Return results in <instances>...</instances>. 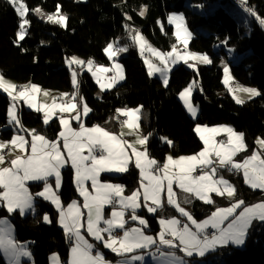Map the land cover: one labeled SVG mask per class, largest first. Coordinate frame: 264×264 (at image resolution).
<instances>
[{
  "label": "snow or ice",
  "instance_id": "obj_1",
  "mask_svg": "<svg viewBox=\"0 0 264 264\" xmlns=\"http://www.w3.org/2000/svg\"><path fill=\"white\" fill-rule=\"evenodd\" d=\"M6 2L14 8L20 18L16 39L13 41L14 44H19L28 33L30 21L27 16L30 10L24 0ZM240 4L244 11L264 28V17L257 13L255 6L250 5L248 0H240ZM31 11L50 23L66 27L68 17L61 12L60 5H57L55 13H44L39 7ZM146 12L147 6L141 5L139 15L144 16ZM126 19L130 20L131 17L126 15ZM168 22L176 25V40L183 43L187 49L192 34L184 25L183 16L171 14ZM125 28L142 56L147 50L160 61L162 67L147 59L145 64L149 75L159 73L165 86L169 83L168 74L171 66L181 61L193 69L196 65L188 63L189 60H198L204 64L212 63L207 55L189 51L182 53L175 44L172 45L171 51H160L148 43L139 29L130 28L128 25H125ZM161 30L163 31V26ZM127 50V46H116V42L113 41L108 43L103 51L112 59ZM66 62L71 71V82L75 91L70 94V99L65 104L55 103L57 98H53L54 102L51 105L39 104L36 102L35 94L41 91L40 86L29 83L18 89L16 84L8 81L0 72V90L6 93L11 101L7 109L8 123L19 128L21 132L26 131L31 137L29 141L25 135L14 134L10 141H0V150L8 147L9 152L15 148L21 153H26L17 155L7 162L5 155L0 152V207L6 208L9 214L18 211L22 217L29 211L35 213L36 198H42L56 207L59 214L57 223L63 229L70 248L66 261L54 253L49 258L50 264H134L145 259L144 255L135 254L138 250H147L153 246L155 251L149 255L153 259H160L161 264H191V260L186 258H204L218 249L243 246L254 222H264V199L253 204H247L242 198L236 199L237 187L225 179L220 170L233 174L241 173L245 185L264 193V138L257 137L255 141L257 147L251 149V154L237 160L236 157L241 153L249 151L244 133L237 132L231 126L209 128L197 124L194 131L203 141V149L189 156L174 158L168 155L161 164L151 158L148 152L147 144L151 133L143 136L137 134L135 144L143 148L138 150L134 144L123 139L125 135L123 132L116 134L100 125L86 127L83 123L82 116H87L91 109L84 103L83 96H79L82 112L78 110V103L75 101L79 94L80 80L79 73L72 69V66L80 67L81 71L87 67L100 84L102 91L112 88L125 78L122 66L114 63L112 68H105L96 66L92 58L85 62L75 56ZM113 70L115 75L109 77L107 83H101L98 73ZM224 74L223 83L229 92L243 91L249 98L261 95L255 88L237 86L234 89L229 86L232 77L227 65L224 66ZM195 86L194 83L189 84L179 93L185 108L194 119L197 116V106L193 105L190 98ZM44 94L47 95V92ZM64 97H69V94L61 93L60 99L63 100ZM233 99L238 104L244 103L235 95ZM20 100L35 112L43 113L45 125L52 120L56 109L60 112L75 111L76 114L71 119L78 121L79 127L74 128L68 119L61 117V131L54 140L36 129L26 130L19 115ZM141 107L116 110L118 115L129 117L121 121V126H127L130 130L128 135L136 134L139 129ZM221 133L226 135V140L215 139ZM161 140L169 147L174 146V142L167 137H161ZM26 146L30 148V152ZM128 149H131V152ZM6 163L8 166H4ZM69 166L73 171L75 189L82 197V204L73 199L65 207L60 194L64 180L62 170ZM133 166L139 171V187L129 195L124 194V185L102 179V173H128ZM29 182L42 183V190L31 192ZM86 182H90V189ZM174 188L208 205L215 204L213 196L210 195L213 193L217 197H227L232 202L226 207L216 206L205 219L197 220L190 211L181 206ZM165 198L167 205L186 219L181 220L175 216L160 218V231L153 237L143 230L148 228L149 224L143 216L138 215V210L147 209L149 213H157L158 210L164 209ZM191 202L188 196H185L184 203ZM129 213L131 221L137 222L138 227H126L128 224L126 214ZM42 220L44 223H52L47 213ZM86 236L91 237L93 242ZM101 248L122 259L108 260ZM162 248L167 251H163ZM177 252L183 255H178ZM0 253L6 257L8 264H26L22 258L26 260L32 258L28 246L17 242L14 229L6 217L0 218Z\"/></svg>",
  "mask_w": 264,
  "mask_h": 264
},
{
  "label": "trees",
  "instance_id": "obj_2",
  "mask_svg": "<svg viewBox=\"0 0 264 264\" xmlns=\"http://www.w3.org/2000/svg\"><path fill=\"white\" fill-rule=\"evenodd\" d=\"M191 1L206 8L215 5V8L201 16L186 7V0H24L29 10L39 7L48 13L55 12L57 5H60L61 12L67 14L68 19L66 27H61L40 21L29 13L28 33L19 44H14L19 18L6 0H0V71L6 78L17 83L30 82L43 89L71 92L66 59L77 55L106 63L104 48L110 42L119 41V45L128 46L127 55L120 59L125 74L120 93L108 91L96 98L97 86L91 77L87 73L79 77V96H83L91 108L86 118L87 126L104 122L117 108L142 106L149 114L144 134H152L147 144L148 152L151 158L161 164L167 154L192 155L202 149L203 145L194 132L197 124L229 125L245 134L249 149L255 148L257 137L264 138V28L245 12L248 15L246 27L223 6L227 3L232 7L236 4L241 6L240 0ZM248 3L255 6L257 13L264 17V0H248ZM141 5L147 6L144 16L139 15ZM169 12L184 14L189 29L194 33L189 44L190 50L207 55L212 63L210 66L199 67L197 73L180 65L171 70L169 83L162 88L157 79L148 75L139 53L130 45L131 38L125 25L138 28L155 47L168 51V37L172 32L166 22ZM126 15L131 19H126ZM157 21L163 26V31ZM197 28H203L204 33L198 34ZM229 52L233 55L231 59L227 56ZM222 60L228 63L238 84L256 88L261 95L242 105H238L226 93L221 95L224 90L223 72L219 64ZM193 79L199 82L200 87L192 96L193 103L200 108L196 119L188 116L177 98ZM9 104L7 96L0 93V137L5 140L13 136L12 130L3 129L7 124ZM19 115L24 127L34 128L49 139H56L60 129L57 119L44 127L41 116L36 113L22 107ZM161 136L172 140L174 146L163 145L159 138ZM62 175L64 180L60 194L63 204L67 205L76 195L73 171L67 167L62 170ZM227 175L238 189L236 198L244 199L247 204L262 198L260 192L244 184L240 174ZM104 178L125 184L129 193L138 185L139 171L133 167L120 177ZM41 186L30 185V188L36 191ZM191 208L194 217L199 220L214 210L213 205L200 201H194ZM167 212L173 214L171 210ZM46 213L52 223L43 222L42 217ZM4 217L9 218L13 224L18 242H32L34 264H49L52 253L67 260L70 243L57 225V212L51 204L38 200L35 215L23 217L18 211L9 214L2 208L0 218ZM148 223L157 230L154 217L149 218ZM188 259L191 264H264V222L254 223L244 249L228 246L204 258ZM0 264H6L1 256Z\"/></svg>",
  "mask_w": 264,
  "mask_h": 264
},
{
  "label": "rangeland",
  "instance_id": "obj_3",
  "mask_svg": "<svg viewBox=\"0 0 264 264\" xmlns=\"http://www.w3.org/2000/svg\"><path fill=\"white\" fill-rule=\"evenodd\" d=\"M217 3H218V2H217ZM185 5H186V7H188V8L191 10V12L198 13V14H200L201 16H205V15L208 13V11L212 12L213 9L215 8V5H211L209 8H206V7L200 6L199 4L193 3L191 0H186ZM218 5H219V3H218ZM223 6H224V8H226V9L229 11L230 14H233L235 17H237V18L239 19V22H240V23H242L243 25H245L246 27H248V20H247V16H248V15L245 13V11L241 8L240 5L236 4L234 7H232V6H229V3H227V4H223ZM13 9H14V8H13ZM34 9H36V8H34ZM31 10H33V9H30L29 13H30L31 15H33L34 17H36L38 20L43 21V22H46V23H50V22H48L46 19H43V18H41V16H39V15L35 14L34 12H32ZM43 12H44V13H48V12H45V11H43ZM55 12H56V11H55ZM55 12H53V13H55ZM29 13H28V14H29ZM16 14H17V13H16ZM171 14L182 15L183 18H184V25L187 27L188 31L192 34V37L194 36V33H192V31L189 29V27H188V25H187V22H186V19H185V16H184L183 13H179V12H169V13L167 14V16H166V22H167V25H168L169 27L172 28V32H171V35H169V37H168L169 42H170V49H169L168 51H171V50H172V45L175 44L176 47H177L182 53H183L184 51H189V52H193V53H198V52H194V51L190 50V48H189V44H190L192 38L189 40V43H188L187 49H185L183 43H178V42H177V40H176V36H175L176 25H175V24H170V23L168 22V17H169V15H171ZM17 16H18V15H17ZM18 18H19V17H18ZM19 23H20V18H19ZM52 24H53V23H52ZM158 26H159V28L161 29L162 25H161L160 23H158ZM134 29H138V28H134ZM196 32H197L198 34H203V33H204V29H203V28H197V29H196ZM142 35H143V34H142ZM182 35H183V34H182ZM143 36H144V35H143ZM144 37H145V36H144ZM145 38H146V37H145ZM147 41H148V40H147ZM148 43H149L152 47L158 49L157 47H155V46H154L152 43H150L149 41H148ZM130 45H132V47H133V48L139 53V56H140L141 60L143 61L144 67H145V69H146L148 75H149L148 67H147V65L145 64V60H146V59L149 60V61H151L153 64L157 65L158 67H162V65L160 64V61H159L155 56H153L152 53H150V52H148L147 50H145V52L143 53V56H142V55H141V52H140V50H139V48H138V46L134 45L133 42H132V40H131ZM116 46H119V47H125V46H127V45L124 44V45L121 46V45H119V41H118V43H116ZM127 48H128V46H127ZM158 50H160V49H158ZM160 51H162V50H160ZM168 51H163V52H168ZM127 52H128V50H127L126 52L119 53V54H117L116 56H114L112 59H109L108 56L105 54L106 57H107V62H106V63H99V62H96V61L94 60V61H95V65H96V66H103V67H105V68H112V66H113L114 63H118V64H120V65L122 66V68H123V65H122V63L120 62V59H121L123 56H126V55H127ZM199 54H203V53H199ZM74 56L77 57V58H79V59H81V60H84L85 62L88 60V59H84V58H82V57H80V56H77V55H74ZM227 56H228L230 59H231V57H233V55H232L231 52H229ZM71 57H73V56H71ZM71 57H69V58H71ZM69 58H68V59H69ZM68 59H66V61H67ZM209 59H210V58H209ZM66 61H65V66H66L67 69L69 70V75H70V80H71V71H70L69 65L67 64ZM188 63L195 64V65H196L195 69L188 67L187 64H185L183 61H181L180 63H178V64H176V65H174V66H171V70H173V69L179 67L180 65H183L187 70H189V71H194L195 73H197V72H198L197 70H198L199 67L210 66V65H211V63H210V64H204V63H201V62L198 61V60H189ZM225 65H227L228 68H229L228 63H227L225 60H222V61L220 62V64H219V66H220V68L222 69V72H223V76H222V85H223L224 90H223V93H221V95H223L224 93H226V94H227L229 97H231L232 99H233V96L235 95V96L238 97L239 99L243 100L244 103H245L246 101H248V100H251V99H255V98H257L258 96H256V97H252V98H249V95H248L247 93L243 92V91H236V92H229V91H228V87L225 86V84L223 83L224 78H225V74H224V66H225ZM72 69H74L75 71H77V72L79 73L78 79H79V77L81 76V74H83V73H87V74L91 77L92 81H93L94 84L97 86V91H96V94H95V97H96V98H99L100 96H102L104 93H106V92H108V91H113V90H115V91H117V93H120V91H121L120 87L123 85V83H124V81H125V78H124L123 80H120L117 84H115L112 88H110V89H107V88H106L105 90L102 91L101 88H100V84H98V83L96 82V79L92 76V73H91L90 71H88L87 67H84L83 70L81 71L80 67H78V66H76V65H73V66H72ZM95 70H96V67L94 66V67H93V71H95ZM0 72H1V71H0ZM170 72H171V71H170ZM170 72H169V73H170ZM229 74H230L231 77H232V80L230 81L229 86H231V87L234 88V89L237 88V86H242V85L238 84V83L234 80L230 68H229ZM98 75L100 76V82H101V83H107V82H108V78L111 77V76H113V75H115V70H113L112 72H107V73H98ZM123 75H124V77H125L124 69H123ZM149 76H150V75H149ZM150 77L157 79V81L160 83V85H161L162 88L167 87V86L164 85V83H163V79H162V77L159 75V73H156V74H154V75H151ZM5 78H6V77H5ZM6 79H7L8 81H10L11 83L16 84V85H17V88L20 87V86H23V85H26V84H29V83H30V82H27V83H17V82H15V81L11 80V79H8V78H6ZM168 79H169V74H168ZM192 83H194V84L196 85V86L192 89V96H193V94H194L195 91L200 90V87H199V82H198L197 80L193 79L192 82H191L190 84H192ZM32 84H33V83H32ZM71 86H72V82H71ZM188 86H189V85H188ZM188 86H187V87H188ZM243 87H247V86H243ZM185 88H186V87H185ZM185 88H184V89H185ZM248 88H253V87H248ZM40 89H41V91L35 94L36 102L39 103V104H47V105H51V104L54 102V101H53V98H57V99L55 100V103L65 104V103H67V102L69 101V99H70V94H71L73 91H75V89L73 88V86H72V91H71V92L52 91V90H48V89H43L42 87H40ZM184 89H183V90H184ZM255 89H256V88H255ZM44 92H47V95H45ZM0 93H2V94H4L5 96H7V94H6V93H3L2 90H0ZM61 93H68V94H69V97H64L63 100H61V99H60ZM192 96H191L190 99H191V102L193 103V101H192ZM7 98L10 100V98H9L8 96H7ZM177 98H178L179 102L181 103V105L183 106V108H184V110L186 111V113L188 114V116H190L192 119H194V118L191 116V114L187 111V109L185 108L184 103H183V101L180 99L179 94H178ZM233 100L236 102L235 99H233ZM10 102H11V101H10ZM75 102L78 103V110L82 112V105H79V94H78L77 100H76ZM84 103H86V102L84 101ZM237 104H238V103H237ZM193 105H194V106H197V105H195L194 103H193ZM238 105H242V104H238ZM87 106H88V105H87ZM22 107H24V109L27 110V111H30V112L36 113L38 116L40 115V116H41V119H42V122H43V113L35 112L33 109L29 108V107L27 106V104H26L23 100H20V101L18 102V109L20 110ZM88 107H89V106H88ZM139 107H141V106H139ZM89 108H90V107H89ZM135 108H137V107H130V108H127V109H135ZM90 109H91V108H90ZM117 109H125V108H124V107H120V108H117ZM199 111H200V108H199V106H197V115H198ZM90 113H91V111L88 113L87 116H82L83 123L85 124L86 127H91V126H87V125H86V118L90 115ZM75 114H76L75 111H72V112H60L59 109H56L55 112H54V115L52 116V120H51L49 123H51V122H52L53 120H55V119H57L58 122H59V121H60V118L63 117V118H65V119H68V120L70 121L71 125H74V126H73L74 128H77V129H78V127H79V122L76 121V120L71 119L72 116H74ZM196 118H197V116H196ZM196 118H195V119H196ZM126 119H129V117H126V116H123V115H118L117 111H114V113H113L112 115H110V116H109L104 122H101V123H98V124H95V125H100V126L104 127L106 130H109V131H111V132H113V133H116V134H120L121 132H123V133L125 134V135L123 136V139L128 140L130 143L134 144V146L137 147L138 150H143L142 146H140V145H136V144H135V140H136V136H137V134H138V135H141V136L145 135V134H144V126L147 125L148 122H149V114H148V112H147L146 110H144V109L141 107L140 120H139V129L137 130L136 134H133V135H128V133H129L130 130L127 128V126H123V127L121 126V121L126 120ZM59 125H60V124H59ZM199 125H201V124H199ZM43 126H44V127H47L48 125H45V124L43 123ZM92 126H93V125H92ZM202 126H207V127H209V128H212V127H218V126H229V125L221 124V125H212V126H208V125H202ZM195 127H196V125H195ZM195 127H194V129H195ZM3 129H9V130H12V131H13V135H14V134L25 135V138H26L27 140H31V137L27 135V132H26V131H25V132H21L20 129H19V128H16L13 124H9V123H8V119H7V124L5 125V127H4ZM24 129H26V130H31V129H34V128L24 127ZM38 132H39V131H38ZM194 132H195V131H194ZM39 133H40V132H39ZM41 134H42V133H41ZM195 134H196V136H197V137L199 138V140H200L199 135H198L196 132H195ZM206 135H208V134L206 133ZM161 137H165V136H161ZM161 137H159L160 140H161ZM215 139H216V140H218V139H225V140H226L227 137H226L225 134L221 133L219 136H216ZM0 141H4V140H2V139L0 138ZM161 141H162V140H161ZM200 141H201V140H200ZM201 143H202V145H203V147H204L203 141H201ZM162 144L164 145V144H166V143H164V142L162 141ZM62 147H63V145H61V148H62ZM203 147H202V149H203ZM256 147H257V145H256ZM26 148H27V146H26ZM12 149L14 150L15 148H12ZM202 149H201V150H202ZM201 150H200V151H201ZM128 151L131 152V149H128ZM0 152H2V151L0 150ZM2 153H3V152H2ZM13 153H14V155H17L18 153L20 154L21 152H20V151H14V152H11V154H13ZM21 154H22V155H25L26 153H21ZM85 154H86V153H85ZM250 154H251V149H249V151L246 152V153H241L238 157H236V159H237V160H242V159L244 158L245 155H250ZM168 155L173 156L171 153H170V154H167V156H168ZM192 155H193V154H192ZM11 157H12V156H11ZM7 159H10V156H7ZM69 167H70V166H69ZM133 167H134V166H133ZM133 167H132V168H133ZM134 168H135V167H134ZM123 174H125V173H102L101 176L105 175V176H108V177H120V176L123 175ZM227 174H229V173L222 172L221 175H223L225 179H227V180H229V182H231L230 179H229V176H228ZM237 174H240V175L242 176L241 173H237ZM109 182H110V181H109ZM86 183H87V182H86ZM88 183H89V184H87V186H88L89 189H90V182H88ZM231 183H232V182H231ZM36 184H41V185H42V183L29 182V187H30V185H36ZM53 184H54V183H53ZM117 184H118V183H117ZM232 184H233V183H232ZM247 187H248V186H247ZM176 189L179 190V193H180V198H181L180 203H181V205H182L184 208H186V204L184 203L185 196H188V198L191 199V200H193L194 197H192L190 194H186V193L182 192V191H181L180 189H178V188H176ZM35 190H36V191H32L31 188H30V191L33 192V193H35V192H38V191L42 190V186L40 187L39 190H38V189H35ZM174 190H175V188H174ZM175 191H176V190H175ZM253 191H258V192H260L261 195H262V198H261V199H264V193H262L259 189H257V190H253ZM77 194H78V193H77ZM213 194H214V193H213ZM213 194H210V195H213ZM78 196H79V194H78ZM79 197H80V196H79ZM80 198H82V197H80ZM213 198H214V200H215V204L213 205V206H214V210H215V207H216V206L226 207V206H229V204L231 203V202H229V199H228L227 197H224V198H223V199L225 200V204H223V205H221L220 202L217 201V198H215V197H213ZM236 199H238V198H236ZM261 199H259V200H261ZM38 200H43V199H42V198H36V199H35L36 202H37ZM259 200H255L253 203L258 202ZM253 203H252V204H253ZM51 205H52V204H51ZM52 207L57 211V209H56V207H55L54 205H52ZM2 208H3V207H1L0 209H2ZM3 209H5V210L7 211L6 208H3ZM35 209H36V207H35ZM191 210H192V209H191V206H190V209H188V211L191 212ZM214 210H213V211H214ZM238 211H239V210H238ZM35 213H36V211H35ZM35 213L33 214V213L28 212V214H26L25 216H27V215H35ZM152 214L155 215L156 213H151L150 215L152 216ZM4 218H5V217H4ZM8 219H9V218H8ZM9 221H10V219H9ZM256 222H259V221H256ZM10 223H11V222H10ZM254 223H255V222H254ZM46 224H49V223H46ZM148 224H149V223H148ZM11 225H12V227H13V229H14V236H15V228H14V226H13L12 223H11ZM59 226H60V225H59ZM148 231H149L150 234H152V235H154V234L157 232V230H155L150 224H149V226H148ZM151 231H153V232H151ZM149 232H148V233H149ZM20 244H26V245L28 246L29 250H30L31 253H32V258H31V260H26V258H24V261H26V264H34V263H33V249H32V242H30V241H25V242H21ZM234 247L237 248V249H240V250H241V249H244L245 244H244L243 246H239V247L234 246ZM154 249H155V248H154ZM162 249H163V248H162ZM163 251H167V249H163ZM143 252H148V253H150V252H154V251H153L152 249H148V250H145V251H143ZM148 253H147V254H148ZM52 254H54V253H52ZM52 254H51V255H52ZM55 254H56V253H55ZM51 255H50V256H51ZM50 256H49V258H50ZM4 258H5L4 260L7 261V259H6L5 256H4ZM6 264H8V262H6ZM49 264H50V259H49ZM155 264H161V261H159L158 263H155Z\"/></svg>",
  "mask_w": 264,
  "mask_h": 264
},
{
  "label": "crops",
  "instance_id": "obj_4",
  "mask_svg": "<svg viewBox=\"0 0 264 264\" xmlns=\"http://www.w3.org/2000/svg\"><path fill=\"white\" fill-rule=\"evenodd\" d=\"M18 89H19V87H18ZM24 108V107H23ZM59 124H60V121L58 122ZM72 126H74V125H72ZM61 131V125H60V129H59V132ZM58 132V133H59ZM1 138V137H0ZM57 138V137H56ZM2 139V138H1ZM2 140H4V141H10L11 140V138L9 139V140H5V139H2ZM30 141V140H29ZM61 145H62V143H61ZM168 145V144H167ZM10 147V146H9ZM27 149V151L28 152H30V148H26ZM2 152H3V154L5 155V158H6V161L7 162H10L13 158H15V156H17V155H22L21 153L19 154H17V155H14V153L13 154H11V152H14V151H19V149H12L11 150V152H9V148L8 147H6L5 149H3V150H1ZM4 152H6V153H4ZM7 156H10V159H7ZM12 156V157H11ZM181 156H189V155H181ZM174 158H177V157H179V156H173ZM4 166H8V163H6ZM104 176L105 175H103L102 176V179L104 180V181H110L109 179H106V178H104ZM110 182H112V181H110ZM53 183H54V180H53ZM112 183H115V182H112ZM86 184H89L88 182L86 183ZM118 184H121V185H124L125 186V195H129L133 190H135V189H137L138 187H139V181H138V185H137V187H135L134 189H132L129 193L127 192L128 191V186H126L125 184H123V183H118ZM75 187V186H74ZM175 190H176V193H177V198H178V200L180 201L181 200V198H180V193H179V190H177L176 188H175ZM75 192H76V195H75V197L73 198V199H75V200H77L79 203H81L82 204V198H80L79 196H78V194H77V191H76V189H75ZM213 197H215V198H217V201H219V202H221V205H223V204H225V200L223 199L224 197H217V196H215V194H213L212 195ZM72 199V200H73ZM71 200V201H72ZM191 200V199H190ZM43 201H45V200H43ZM70 201V202H71ZM192 202L191 203H185L186 204V208L185 209H190V206L192 205V203L194 202V201H200V200H197V199H193V200H191ZM46 202H48V201H46ZM200 202H203V201H200ZM229 202H232V201H230L229 200ZM36 201H35V207H36ZM49 204H51L50 202H48ZM63 203V202H62ZM64 205V204H63ZM65 207L67 206V205H64ZM182 206V205H181ZM1 208V207H0ZM192 209V208H191ZM168 210H171L172 212H173V214H171V213H168L167 211ZM56 211V210H55ZM30 213H32L31 211H29ZM57 212V211H56ZM109 212H110V207H109ZM176 213V214H175ZM191 213H192V210H191ZM151 213H149L148 211H147V209H140V210H138V215H141V216H143L147 221L149 220V218H151V217H154L155 218V221H156V223H157V226H158V228H157V232L154 234V235H152V234H150V232L148 231V228H145V229H143L144 231H145V233L146 234H148V235H152L153 237H156V234L160 231V224H159V219L160 218H168V217H172V216H175V217H177L178 219H181V220H184V219H186V218H183V217H180L179 216V214L175 211V209L173 208V207H171V206H168L167 205V203H166V198H165V200H164V209L163 210H158L157 211V213L155 214V215H153L152 214V216L150 215ZM193 214V213H192ZM58 212H57V219H56V222H57V220H58ZM194 216V215H193ZM126 217L128 218V224L126 225V227H128V226H133V227H138L139 226V224L137 223V222H133V221H131V219H130V213L129 214H126ZM206 218V217H205ZM205 218H203V219H205ZM203 219H201V220H203ZM197 220H199V219H197ZM57 225L59 226V224L57 223ZM60 227V226H59ZM61 228V227H60ZM62 229V228H61ZM63 230V229H62ZM149 232V233H148ZM152 232V231H151ZM118 234H120L119 233V230H118ZM85 235H86V233H85ZM86 238L87 239H89V241L90 242H93L92 241V238L91 237H87L86 236ZM18 242V241H17ZM18 243H21V242H18ZM234 247V246H233ZM150 249H152L153 251H155V249H154V246H153V248H150ZM101 250L105 253V255H106V258L108 259V260H110V261H116V260H119V259H122L121 257H117V256H115V254H113V253H111L109 250H106V249H103V248H101ZM148 250V249H147ZM163 250V249H162ZM143 251H145V250H138L137 251V253H135V254H137V255H144V257H145V259H144V261L143 262H141V261H136V262H134V264H155V263H158L159 261H160V259H153V257L151 256V255H149V253L148 252H143ZM148 253V254H147ZM177 254L178 255H183L182 253H179V252H177ZM211 254V253H210ZM158 255V254H157ZM208 255V254H207ZM0 256L3 258V260L5 259L4 258V255L2 254V253H0ZM193 258H201V257H193ZM186 259H188V258H186ZM5 261V260H4ZM22 261H24V258H22ZM7 261H5V263H6Z\"/></svg>",
  "mask_w": 264,
  "mask_h": 264
},
{
  "label": "built area",
  "instance_id": "obj_5",
  "mask_svg": "<svg viewBox=\"0 0 264 264\" xmlns=\"http://www.w3.org/2000/svg\"><path fill=\"white\" fill-rule=\"evenodd\" d=\"M218 140H220V139H218ZM222 172H225V173H229L230 174V172H227L226 170L221 169L220 170V174H222Z\"/></svg>",
  "mask_w": 264,
  "mask_h": 264
},
{
  "label": "bare ground",
  "instance_id": "obj_6",
  "mask_svg": "<svg viewBox=\"0 0 264 264\" xmlns=\"http://www.w3.org/2000/svg\"><path fill=\"white\" fill-rule=\"evenodd\" d=\"M4 153H6V152H4Z\"/></svg>",
  "mask_w": 264,
  "mask_h": 264
}]
</instances>
